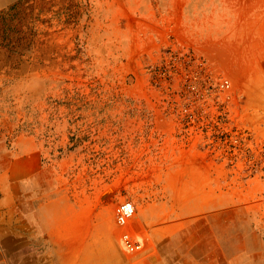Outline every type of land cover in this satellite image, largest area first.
<instances>
[{
  "label": "rangeland",
  "instance_id": "obj_1",
  "mask_svg": "<svg viewBox=\"0 0 264 264\" xmlns=\"http://www.w3.org/2000/svg\"><path fill=\"white\" fill-rule=\"evenodd\" d=\"M3 228L53 264H264V0H0Z\"/></svg>",
  "mask_w": 264,
  "mask_h": 264
},
{
  "label": "bare ground",
  "instance_id": "obj_2",
  "mask_svg": "<svg viewBox=\"0 0 264 264\" xmlns=\"http://www.w3.org/2000/svg\"><path fill=\"white\" fill-rule=\"evenodd\" d=\"M126 223L128 222L123 221L122 226L128 227L127 225L130 223ZM24 230L27 231L28 228ZM0 231H2L0 235V247L3 250V252L0 253V261H2L3 263L10 262L11 264H53L51 259L44 260L41 258H37V256H35L29 249H21L24 245L21 240H23L24 238H22V235L19 234L22 233H18L17 231H14L10 228H3V230ZM12 257L14 259H12Z\"/></svg>",
  "mask_w": 264,
  "mask_h": 264
},
{
  "label": "built area",
  "instance_id": "obj_3",
  "mask_svg": "<svg viewBox=\"0 0 264 264\" xmlns=\"http://www.w3.org/2000/svg\"><path fill=\"white\" fill-rule=\"evenodd\" d=\"M222 86H229V83L225 81ZM120 212L125 216H132L135 213L134 205L131 202H124L120 205Z\"/></svg>",
  "mask_w": 264,
  "mask_h": 264
},
{
  "label": "crops",
  "instance_id": "obj_4",
  "mask_svg": "<svg viewBox=\"0 0 264 264\" xmlns=\"http://www.w3.org/2000/svg\"><path fill=\"white\" fill-rule=\"evenodd\" d=\"M236 260V259H235ZM195 260H193V259H190V260H187V263H189V264H196V263H193ZM182 263H185V260H182L181 261V264Z\"/></svg>",
  "mask_w": 264,
  "mask_h": 264
}]
</instances>
